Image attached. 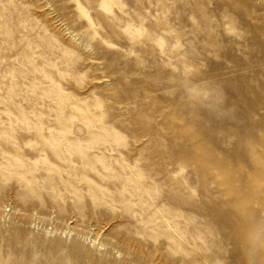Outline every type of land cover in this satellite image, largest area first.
<instances>
[{"label": "rangeland", "instance_id": "obj_1", "mask_svg": "<svg viewBox=\"0 0 264 264\" xmlns=\"http://www.w3.org/2000/svg\"><path fill=\"white\" fill-rule=\"evenodd\" d=\"M0 264H264V0H0Z\"/></svg>", "mask_w": 264, "mask_h": 264}]
</instances>
